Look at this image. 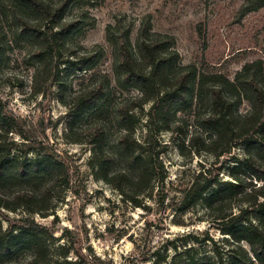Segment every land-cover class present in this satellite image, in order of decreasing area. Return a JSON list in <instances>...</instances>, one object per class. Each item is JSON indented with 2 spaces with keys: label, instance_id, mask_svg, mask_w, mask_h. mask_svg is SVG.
Listing matches in <instances>:
<instances>
[{
  "label": "trees",
  "instance_id": "16d2710c",
  "mask_svg": "<svg viewBox=\"0 0 264 264\" xmlns=\"http://www.w3.org/2000/svg\"><path fill=\"white\" fill-rule=\"evenodd\" d=\"M94 6L92 0H0V58L14 46H29L34 86L37 89L41 82L59 85L60 99L68 107L70 136L76 133L78 121L87 114L100 113L102 103L112 97L110 75L98 70L106 56L104 46L88 48L72 39L85 27L96 26L97 18L91 12ZM263 7L264 0H244L242 9L246 13ZM71 9L75 14L69 15ZM114 19L106 27V39L112 47L115 88L136 90L138 94L115 107L119 133L111 147L99 128L88 136L86 141L92 145L89 164L96 177L111 184L136 207L142 206L147 191L165 180L161 160L165 144L158 143L154 136L167 130L183 140L187 132L179 115H186L197 129L188 140L190 149L199 146L220 156L233 146L244 145L247 161L235 165L233 171L245 170L264 181V60L246 63L234 79L222 73L199 72L196 65L181 62L173 35L153 31L151 13L140 18L134 40L137 20L125 15ZM82 74L89 76L86 85L66 101L62 76L76 78ZM245 100L250 108L241 112ZM143 115L148 131L144 138L137 139L136 125ZM17 125V117L5 112L0 99V211L23 208L29 214L47 217L61 198L57 190L63 187L62 193L69 187V173L52 152L40 151L32 157H28L29 151L16 155L19 144L9 134ZM72 140L82 141L77 137ZM183 145L184 140L180 147ZM208 170L200 171L185 192L180 209L188 211L201 202L215 211L248 201L239 213L218 217L222 231L240 250L231 251L225 263L200 259L186 249V257L176 264H264V200H259V196L264 197V184L254 196L246 193L238 175H233L236 182L218 181L208 178ZM254 205L258 223L248 216ZM21 222L4 227L0 217V256L27 250L31 254L28 264H43L47 257L45 237L33 228L34 221L26 218ZM191 236L189 233L186 237ZM243 241L250 246L252 256L241 245Z\"/></svg>",
  "mask_w": 264,
  "mask_h": 264
},
{
  "label": "rangeland",
  "instance_id": "374dc122",
  "mask_svg": "<svg viewBox=\"0 0 264 264\" xmlns=\"http://www.w3.org/2000/svg\"><path fill=\"white\" fill-rule=\"evenodd\" d=\"M91 9L97 18L95 27H85L72 39L85 47L101 44L106 56L98 70L112 79V97L102 103L100 113L87 114L76 124V133L68 135V107L60 99L59 85L41 82L34 86L35 69L29 46H14L0 58V99L5 112L17 117L18 125L9 137L19 145L16 155L29 151L28 157L40 151L52 152L61 159L69 173L70 184L60 193L54 211L47 217L29 214L23 208L17 211L3 209L0 217L4 227L34 221L35 228L46 240L47 257L43 264H176L184 259V251L200 259L211 258L227 263L231 251L240 250L228 234H224L218 217L239 213L248 201L234 202L232 206L210 211L199 202L188 211H182L181 201L200 171L208 170V178L236 182L233 175L242 178L246 193L257 195L264 181L250 172L235 170L238 163H246L244 145L230 148L223 155L190 149L188 140L195 134L192 119L183 117L185 145L171 131L157 132L154 138L165 144L161 160L166 170L165 180L147 191L142 206L124 199L111 184L96 177L90 167L92 145L88 136L99 128L105 143L111 147L119 133L115 107L138 94L116 87L112 69V47L106 39V27L116 15L136 19L132 39L136 37L139 20L152 14L153 31L171 34L183 64H194L199 72L222 73L234 79L246 63L264 60V7L244 12V0H92ZM71 9L69 15L75 14ZM81 77L62 76L63 97L66 101L87 83ZM114 87V88H113ZM250 108L248 101L241 112ZM149 109V105L145 108ZM182 118V119H183ZM146 116L136 125L135 136L147 134ZM80 138L76 142L73 138ZM21 143H27L22 147ZM247 197V195H246ZM259 200L264 197L259 196ZM253 202V200H251ZM257 205L251 206V211ZM232 208V209H231ZM249 214V213H248ZM258 211L248 216L258 223ZM228 219V218H227ZM191 233V237H186ZM194 236L199 237L195 240ZM209 238V239H208ZM241 245L249 251L247 242ZM31 254L19 250L0 256V264H28ZM256 264H260L256 262Z\"/></svg>",
  "mask_w": 264,
  "mask_h": 264
}]
</instances>
